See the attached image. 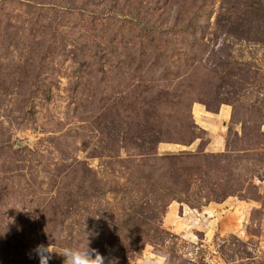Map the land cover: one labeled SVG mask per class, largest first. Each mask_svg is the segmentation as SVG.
I'll use <instances>...</instances> for the list:
<instances>
[{
	"label": "rangeland",
	"instance_id": "obj_1",
	"mask_svg": "<svg viewBox=\"0 0 264 264\" xmlns=\"http://www.w3.org/2000/svg\"><path fill=\"white\" fill-rule=\"evenodd\" d=\"M0 264H264V0H0Z\"/></svg>",
	"mask_w": 264,
	"mask_h": 264
}]
</instances>
